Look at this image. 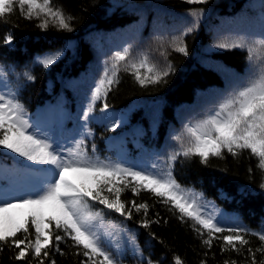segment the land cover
I'll use <instances>...</instances> for the list:
<instances>
[{
    "label": "trees",
    "instance_id": "1",
    "mask_svg": "<svg viewBox=\"0 0 264 264\" xmlns=\"http://www.w3.org/2000/svg\"><path fill=\"white\" fill-rule=\"evenodd\" d=\"M260 1L208 0L207 4L194 5L185 0H53L54 7L63 6L66 14L74 17L71 32L51 26L42 31L37 27L39 21L25 19L17 6L7 22L0 20V65L7 72L0 80L18 90L34 123L64 142L78 135L80 125H85L82 113L90 103L93 85L105 67H111L117 50L129 47L133 59L138 61L147 55L149 62L159 67L170 62L174 71L165 82L144 87L122 64L119 83L112 86L106 98L107 111H100L105 101H97L84 129L92 133L86 141L90 155L95 145L94 155L102 160L160 172L165 169L168 156L179 149L174 136L185 125L204 119L207 102L245 76L249 68L247 51L220 49L215 44L222 35L231 32L240 31L248 38L259 37L261 30L250 14L259 8ZM201 8L204 11L198 27L183 36L188 54L173 51L171 42L192 24L189 11ZM9 32L14 35V41L5 45L3 40ZM61 48L64 55L48 69L34 63L38 54ZM25 71L34 75V81L26 80ZM113 124L115 131L111 130ZM256 164V158L248 151L238 157L225 152L223 159L212 157L207 164L201 163L199 157L181 156L173 173L182 186L202 193L206 210L216 214L224 224L259 229L264 226V189L260 188L262 173ZM25 165L30 162L0 148V189L32 185L45 174L28 172ZM66 178L72 182L78 179L73 173L66 174ZM121 199L146 202L148 218L159 219V223L143 228L139 225L142 212H134L132 220H124L104 209L106 221L102 229H108V222L113 221L135 233L145 264L147 259L153 264H174L175 257L182 264H200L202 260L206 264H224L225 260L251 264L248 248L255 250L261 244L256 236L248 235L250 244L243 246L240 253L231 250L221 253L219 240L213 241L209 250L193 231L191 220L181 222L179 213L170 211L151 193L141 191L134 197L126 190ZM94 207L102 208L98 204ZM18 238L22 234L18 233ZM3 248L0 264H39L31 252L27 259L17 261L14 247ZM59 248L63 255L50 247L45 264H50L52 259L56 264H81L86 259L83 250L74 247L70 239L61 242ZM78 252L81 254L77 255ZM256 259L259 262L264 255L257 253ZM125 264H137L130 250Z\"/></svg>",
    "mask_w": 264,
    "mask_h": 264
},
{
    "label": "snow or ice",
    "instance_id": "2",
    "mask_svg": "<svg viewBox=\"0 0 264 264\" xmlns=\"http://www.w3.org/2000/svg\"><path fill=\"white\" fill-rule=\"evenodd\" d=\"M185 2L201 5L207 4L208 0ZM17 6L25 19H37V27L42 31L50 26L58 31L74 30L71 26L74 17L66 14L63 6L54 7L53 0H0V20L7 22V17L14 13ZM203 11L202 8L189 11L192 24L171 42L173 51L188 54L183 36L196 30ZM13 41L14 35L9 32L3 43L12 45ZM215 47L246 50L248 78L224 99L214 113L185 125L183 131L174 136L179 149L168 156L165 169L160 172L102 160L94 155L95 145L91 148L93 155H90L86 141L92 133L84 129L97 101L103 99L105 102L100 111H107L106 98L112 86L119 83L122 64L123 69L144 87L165 82V78L174 71L170 62L159 67L150 63L147 55H142L138 61L133 59L129 47L117 50L111 67L106 66L103 75L93 85L90 103L82 113L85 125H80L78 135L63 143L30 119L18 90L4 83L0 87V148L16 154L30 165L38 166L32 168L25 165L26 171L46 173L47 178L40 187L24 195H0V251L4 250V245H10L17 250V261L27 259L31 252L39 264H45L50 256L48 249L55 247V251L63 255L59 244L70 239L74 247L83 250L82 255L86 259L81 264H125L129 250L137 264H145L135 233L122 223L113 221L108 222V229H102L106 221L104 209L124 220H132L134 212H142L139 225L143 228L159 223V219L148 218L149 205L146 202L137 203L135 199L125 202L121 199L122 193L130 190L134 197H138L141 191L149 192L170 211L179 213L181 222L191 220L193 231L209 250L213 241L219 240L222 241L221 253L227 250L240 253L243 246L250 244L246 236H256L261 244L255 250L249 247L248 254L251 264H264V259L259 262L256 259L257 253L264 255V226L248 229L241 225L224 224L216 214L206 210L203 194L182 186L173 173L181 156L186 159L199 157L201 163L207 164L212 157L223 159L225 152L238 157L248 151L257 160L256 167L262 173L260 188L264 189V31L259 37H240L231 42L217 43ZM63 55L62 48L45 52L38 54L34 63L48 69ZM141 69L145 71L141 72ZM6 75L4 66L0 65V77ZM23 75L28 81L35 79L28 71ZM115 128L113 124L111 130L115 131ZM68 173L75 174L77 181H69L66 178ZM97 204L102 208L94 207ZM60 232L63 235L57 234ZM18 233L22 234V238H18ZM152 238L155 239L154 234ZM50 264H56V261L52 259ZM146 264H153V261L147 259ZM174 264H182L181 259L175 257ZM200 264H206V260ZM224 264H236V261L225 260Z\"/></svg>",
    "mask_w": 264,
    "mask_h": 264
},
{
    "label": "rangeland",
    "instance_id": "3",
    "mask_svg": "<svg viewBox=\"0 0 264 264\" xmlns=\"http://www.w3.org/2000/svg\"><path fill=\"white\" fill-rule=\"evenodd\" d=\"M261 4H262V0L257 5L259 8L254 9L250 14V16L256 20L254 21L255 25H260L261 31H264V9L260 8ZM240 37H247V35H245L244 33H240V31L227 33V35L225 34L222 35L221 40H219L220 38L219 36L218 37L219 41H217L216 43L231 42ZM248 75H249V68L247 69L245 76L241 79L233 81L234 83L232 82L233 84L229 86L226 92L220 94V96L217 98H213L209 100L207 102L209 104L206 109L205 117L214 113V111L218 108V106L224 101V99H226L229 95H231V93L238 85L245 83L248 78ZM0 87H3V83L1 81H0ZM46 178H47V174L46 176L41 177L36 182L35 185H22L20 187H16L15 185H12L11 187H9V192H6L7 189L0 190V195H4V196L24 195L26 192L35 190L36 188L40 187Z\"/></svg>",
    "mask_w": 264,
    "mask_h": 264
}]
</instances>
